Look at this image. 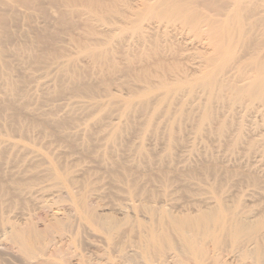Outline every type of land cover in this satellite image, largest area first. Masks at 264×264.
Instances as JSON below:
<instances>
[{"label":"rangeland","instance_id":"1","mask_svg":"<svg viewBox=\"0 0 264 264\" xmlns=\"http://www.w3.org/2000/svg\"><path fill=\"white\" fill-rule=\"evenodd\" d=\"M37 1L30 6L11 1L8 7L0 2V14L4 13L7 21L0 34L3 53L0 55V153L6 144H10L7 151L11 153L10 156L5 153L3 158L11 160L10 168L3 170L8 175L20 176V165L27 166L24 159L34 152L43 154L44 165L61 154L75 164L73 169L90 167L89 178L103 187L86 195L85 203L94 212L105 217L112 213L118 220L128 218L125 225L109 234L84 221L86 226L79 225L71 238L72 246L76 245L71 261L79 259V264H214L213 260L219 259L225 264H259L248 256L237 258L235 246L225 238L221 228L214 231L219 240L215 238L213 242L218 245L211 241L213 237L203 240L206 255L200 259L201 263L184 247L174 252V246L164 248L166 259L163 256L158 261L154 256V261L153 249L149 248L146 255L141 254L140 242L145 238L143 230L151 228L158 230L155 243L161 240L162 232L166 233L169 243L182 247L180 232L168 221L169 213L194 215L209 210L224 213L223 208H226L254 222L264 220V142H260L264 111L256 100L245 96L237 99L228 85L213 98L199 86L210 77L237 87L252 81L257 76L252 64L255 40L263 25L257 30H244L247 35L216 41L205 23L194 31L177 20L149 18L154 16L149 10L139 15L138 21L132 15L125 22L122 4L116 12H75L65 19L61 11L45 10L37 6ZM215 2L231 4L228 22L223 11L222 16H213L231 27L234 22L231 16L237 6L255 8V16L240 18L243 23H254L264 17V0ZM60 17L67 22H60ZM93 52L102 53L103 57L96 60L92 58ZM39 54L45 55L38 61L33 59ZM65 72L68 81L81 83L88 90L81 93L65 90L57 94L55 86L60 82L57 77L67 78L63 75ZM141 73L147 75L148 81L135 77ZM9 84L26 94L25 109L34 119L68 117L70 123L39 125L28 119L26 112L19 124L11 123L8 114L13 108L2 107L4 89ZM126 102H131L132 110L123 108ZM141 102L146 104L139 111ZM128 119L132 120L131 125ZM110 131L115 132L117 139L113 147L107 149L105 140L100 138ZM64 134L70 135L69 140L78 145L83 138L93 136L88 143L95 147L85 156L71 151L68 141L61 138ZM23 149L31 152H20ZM62 151L66 154L62 155ZM101 154L108 162L133 171L140 183L151 191L144 203L149 212L143 211L139 196H130L123 192L122 185L109 182L100 163L94 161ZM49 192L36 191L33 193L38 198L36 201L33 195L29 196L31 201L25 196L4 212L0 204V264L44 261L45 255L40 254L41 261L37 257L31 261L35 263H29L4 233L1 218H10L17 226L29 222L37 231L46 232L48 223L55 218L75 215L64 192ZM54 194L61 196L53 197ZM182 233L194 236L191 231ZM67 235L70 234L60 236L50 232L42 240L43 246L37 243L36 248L48 255L60 246L66 248L70 239ZM249 246L253 245H246Z\"/></svg>","mask_w":264,"mask_h":264},{"label":"bare ground","instance_id":"2","mask_svg":"<svg viewBox=\"0 0 264 264\" xmlns=\"http://www.w3.org/2000/svg\"><path fill=\"white\" fill-rule=\"evenodd\" d=\"M11 1H15L16 3L22 2L23 4L30 6L32 2L35 0H1L0 2H1V5L8 7V6H11V3H13ZM130 1H135V0H38L37 6L45 10L53 9L58 12L61 11L62 14H65V19H66L68 14L75 13V12H85V13H90V12L91 13H111L112 11L116 12V11H119V6L122 4L124 5L123 7H125L124 13H123V16H125L126 18L125 22H127L132 17V15L137 17V21H138L139 20L138 16L144 14L146 10H149V12L154 15L149 18H155V17L156 19L165 18L167 22H170L172 20H177L185 24L189 28L193 29L194 31H198L199 27L201 26L200 24L205 23L209 26V29L213 33V36L215 37L216 41H221L225 38L227 40L229 38L235 39L237 38L238 34L239 36L247 35L245 31H249L250 29H256V28L258 29L260 26L263 25L262 27L258 29V33H257L258 36L256 37V40H255L254 49L256 51H255V57L253 58L254 60L252 61V64L256 69L257 76L252 81H250L249 83H247L246 85L242 87H237L232 84H224L222 80H215L213 77H210V78L202 80L199 86H202L207 91L209 97L213 98V97H218L219 92H221L224 89V87L228 85L231 93L235 95L237 99H240L241 97L245 96L253 100H256L264 111V17L260 19L258 18L254 23H249V21L248 23L247 22L243 23L241 22V19H240V18L249 19L252 16H255L256 15L254 13L255 8H252V7L245 8L244 6L235 7L234 8L235 12L231 16L234 21L233 26L231 27L230 25L224 24L223 22L218 20V18L216 19L213 17L214 14L216 15L220 14V16H222L221 12L223 11L222 14H224L225 17L227 16L226 21L228 22V20L230 19L229 10H228V8L231 5L230 3L220 4V3L215 2L217 0L215 1H211V0H200V1L198 0H138L136 4H132L130 3ZM225 11H227V13ZM240 12H245V14L241 15ZM123 20L124 19L122 18V21ZM60 22L65 23L67 22V20H63V18L60 17ZM122 23H124V21ZM6 24H7L6 18L4 16V13H2L0 14V34H1V30L5 29ZM253 43L254 42H252V44ZM0 55H3L1 50H0ZM44 55L45 54L35 55L33 56V59H37L38 61L39 58L41 59L42 57H44ZM101 57H103L102 53H99V52L92 53V58L96 60L97 59L99 60V58ZM232 57L234 58L233 55H231V58ZM222 70L223 68L221 69V71ZM126 72L129 73L128 70H126ZM1 75L2 74L0 72V76ZM63 75H65L67 78H64V76L57 77L60 80V82H58L55 86V91L57 94H62V91H65V90L73 91L74 93L86 92L88 90V88L84 87V85L81 83H75V82L68 81L69 77L67 76L66 72ZM135 77L140 80H143L144 82L148 81L147 75L143 73L136 74ZM189 88L192 89L193 87H189ZM4 94H5V97H4L5 105L2 107L3 108L12 107L13 108V112L8 114L10 121L13 124H19L21 120L20 118L23 114H25V112H26L25 116L28 119H30L33 123L39 124V125L46 124V123H48L49 125L51 124L61 125V124H68L71 121L68 117L63 120L51 119V118H45V117H42L40 119H34L32 113L27 112L26 111L27 109H25V103L28 102V98L26 94L23 91H21L19 87H16L12 84H9L4 89ZM224 97L225 96L221 97L220 99H223ZM20 100H23V102ZM145 104L146 102H141L139 111L143 110ZM123 108L128 111L133 109L131 107V102L124 103ZM22 111L24 113H22ZM263 111H260V112H263ZM207 117L208 116H205L204 118H207ZM204 118L202 119L205 120ZM261 122H264V119L263 121L261 119ZM128 123L131 125L132 120L128 119ZM262 126H263V123H262ZM261 128L264 129L263 127ZM263 134H264V131H263ZM263 134L261 135L264 136ZM262 136L260 137L262 140L260 142H264V137ZM61 138L68 141L67 146L69 150L71 151L75 150V152H78L79 154L84 153V156L91 153V150H92L91 148L95 147V146H91L88 143L89 140L93 139V136H90V135L87 138H83L82 142L79 145L74 143L72 140H69L71 139L70 135L64 134L61 136ZM96 139H98L97 136H96ZM100 139L105 140L104 148L107 147V149H110L111 147H113L115 143L114 140L117 139V136L114 131H110L108 134H103V136ZM263 145H261V147ZM9 147H10V144H6L5 146H2L1 153H0L1 212L10 210V207L14 205L16 200L20 201L25 196L29 198V201H31L32 198L30 199L29 196L32 197L33 195L34 197L33 200L36 201L38 198L36 199L33 194L36 191H40V192L48 191V193H50L49 191L51 192L60 191V193L64 192L65 193L64 197L73 206V210L75 212V215H70L65 212L67 214V216H65V219L55 218L53 222L51 223L49 222L48 223L49 225H47L48 230L46 229V232L37 231L35 227H33L32 224L29 225V222L27 223L28 225H25V222H24V226L20 225L19 223L18 225L20 226H17L16 222H14L12 219H11L12 221H10L9 220L10 218H7V217L1 218V226H2L1 228L3 229L4 233H7L9 240L17 246L21 254L27 257V260L29 261V263L32 260H34V258L36 259L37 257L40 258L39 255L42 254V255H45L46 258L48 257L49 260L52 259V261L51 260L49 261L47 259L46 264H79V259L78 261L75 260V262L74 260L72 262L71 261L72 259H70L73 256V251H75L74 247L76 246V245L72 246V244L74 243H73V239L71 238H73L74 234L76 233L75 230L78 229L79 225L81 227V224L83 225L85 221L88 224H90V226L96 225L97 227H100L102 231L109 234L115 230L120 229L123 225H125L128 222V218L126 217H125L126 219L122 218V220L115 219L116 217H114L112 213H108L106 217H105V214H101V215L97 214L96 212L93 211L91 206L89 207V205L85 203L86 202L85 198H86L87 193L89 191H94L98 188L100 189L101 187L98 184L95 185L93 183V180L89 178L91 176L89 166L87 170H84L82 168L73 169L72 167H74L73 165L75 164H71L69 161L64 159V157H62L61 154L60 156L59 154L58 156L56 155V158L53 159V161L48 160L46 165H44L43 154L34 152L33 156L26 157L24 159V163L27 164V166L22 167L20 165V170H18V173H20V176L8 175L7 172L3 169L10 168L11 160L10 159L4 160L3 158L5 157V153H8L7 150ZM20 152L29 153L31 151L27 149H23V150H20ZM64 153L66 154V152H63L62 155ZM139 153L143 155V152L141 150L139 151ZM10 155L11 153H8L7 156H10ZM94 161H97L98 163H100L99 166L103 168L104 171L107 173L109 182H116V186L122 185L121 187H122L123 192H127L128 195L130 196H139L138 198L143 203V206H142L143 211H147L149 209L148 206L145 205L144 203L150 197L151 191H149L148 188L144 187L140 183V178L137 175H135L133 171H131L130 169L120 164H117L114 162L113 163L108 162L104 158L103 155L101 157H98L97 160L94 159ZM41 165L43 166L40 167ZM92 168L93 167L91 166V169ZM35 195H37V193ZM55 195H57V197L61 196V194L60 196H58V194H54L52 196L55 197ZM42 202H44V199L42 200ZM223 212L224 213H222L221 210L219 211L209 210V211L202 212L201 214H194V215H190V214L174 215L173 213L171 214L169 213L168 221L171 224L172 228L175 229L176 232L178 231L180 232L179 238L181 241L180 245L182 247H179L177 243H175V245L172 243H169L166 233L163 234L161 231L160 232L162 234V238L158 243H155V238L156 236H158L156 235L158 230L156 231L151 228H149L148 230V228H146L148 231L143 230L145 238H143V241L140 242V245L142 243V246L140 247V249L142 248L141 252L143 253L141 252L140 253L144 255L146 251L149 250V248H152L153 249L151 253L152 256L153 257L156 256L157 259L158 258L161 259L164 255H166L165 254L166 252H164V248L174 246L172 249L173 251L174 250L179 251V249L185 248L186 250L193 253L197 261L199 262L200 259L202 260V258L205 257L206 255L204 254L206 253L204 252L206 251V249L204 250L203 248V246L205 245L204 244L205 242L203 243V240L208 239L207 237H209V240H211L210 238L213 237L214 239L212 238L211 241L212 242L213 240L216 241L217 239L215 236L216 232L214 233V231L215 230L218 231V229L221 228L223 231H225V238L226 239L228 238L227 240H230L229 242L235 246V249L237 250L236 252H238V254L236 253L238 256L237 258L239 257L243 258L245 256H248L249 258L255 259L256 260L255 262H258L259 264H264V220H261L260 222H254L253 220L249 219L248 216L243 217L241 215L236 214L235 212H231V210H228L226 208H223ZM79 222H82V223H79ZM137 222H138V225L141 226L140 222L139 221ZM85 226L83 225L82 227H85ZM188 231H191L192 234H194V236L191 237V236H188L182 233V232H188ZM50 232H53V233L57 232V234H59L60 236H62L63 234L66 235V233L70 234V235H67V236H70L69 237L70 239H69V243L66 248H62V246H60L48 255V254H45L43 251L40 252L39 249L36 248V244L40 243V245L43 246L42 240L45 239V236L48 237L47 235ZM51 235L52 234H50V236ZM125 235L126 234H124V236ZM140 237H143V235ZM203 237H206V238H203ZM220 238L222 239V237ZM217 240H219V237ZM249 243L253 245L251 247L249 246L250 248L246 247V245H249ZM214 244L218 245V242ZM77 255H81V254L78 253ZM163 258L166 259V256H164ZM168 258L169 257H167V259ZM215 258H218V255ZM42 259L43 258L41 257L40 261ZM45 259H43L44 260L43 262H38L37 264H45L44 263L46 262ZM127 259H129V257H127ZM127 259L125 258V261ZM154 259L155 257L153 258V260ZM158 261L160 260L158 259ZM81 262L83 261L81 260ZM150 262L152 263V260ZM213 262L214 264H225L219 261V259L218 260L214 259Z\"/></svg>","mask_w":264,"mask_h":264}]
</instances>
